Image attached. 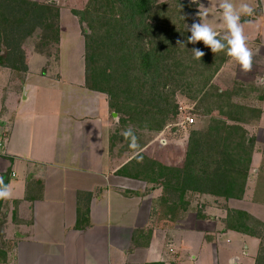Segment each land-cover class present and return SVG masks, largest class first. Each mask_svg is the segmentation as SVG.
<instances>
[{"label": "crops", "instance_id": "obj_1", "mask_svg": "<svg viewBox=\"0 0 264 264\" xmlns=\"http://www.w3.org/2000/svg\"><path fill=\"white\" fill-rule=\"evenodd\" d=\"M196 1L198 13L207 9L197 20L223 37L220 0ZM234 2L254 9L241 17L252 70L228 56L213 83L242 86L236 101L262 110L241 123L254 143L243 196L187 190L172 201L163 179L132 177L141 151L172 164L149 153L156 141L122 150L113 136L119 113L107 93L87 86L85 31L70 13L53 52L27 39L26 70L0 65V179L13 193L0 204V264H264V235L231 225L241 210L264 226V0Z\"/></svg>", "mask_w": 264, "mask_h": 264}, {"label": "trees", "instance_id": "obj_2", "mask_svg": "<svg viewBox=\"0 0 264 264\" xmlns=\"http://www.w3.org/2000/svg\"><path fill=\"white\" fill-rule=\"evenodd\" d=\"M197 6L194 0H88L83 9H73L90 29L85 32L86 82L90 89L109 95L113 110L126 115L121 121L140 128L161 131L170 114L177 113L176 92L202 108L217 110L222 120L214 118L206 130L191 132L181 166L165 165L141 151L130 174L156 175L165 188L177 190L180 196L190 190L241 198L254 148L241 123L259 120L262 110L236 101L245 91L242 86L222 90L213 83L228 58L224 52L214 54L203 42L187 43L191 34L187 22L191 17L194 21ZM59 22L60 8L54 4L0 0V65L26 70L25 40L41 27L52 30V40L59 42ZM194 48L205 55L195 59ZM3 182L7 184L8 177ZM81 220L79 216V225ZM252 220L263 225L234 210L231 225L258 233Z\"/></svg>", "mask_w": 264, "mask_h": 264}, {"label": "rangeland", "instance_id": "obj_3", "mask_svg": "<svg viewBox=\"0 0 264 264\" xmlns=\"http://www.w3.org/2000/svg\"><path fill=\"white\" fill-rule=\"evenodd\" d=\"M37 1L42 2V3L48 2L60 8V13L64 14V20H61V17H60L59 24L61 26V25L66 24L67 22L69 24H72L73 20L71 21L70 19V13H73L72 12L73 9H83L86 6V3L88 0H37ZM159 1H162V2L166 1V2L172 3L176 0H159ZM194 1L197 3L196 0ZM196 15L194 17V21H192L193 17H191L192 18L191 21L189 23L187 22V25L189 28L193 22L198 21L197 20L198 17ZM80 24H82L81 26H83L82 28L84 29L85 32H89L90 29L87 27L85 22L80 23ZM52 34H53L52 30H46L41 27H38L35 30L34 34H32L31 36L27 38L28 39L27 43L30 47H35L37 50H40V51L45 50L48 53L49 51L53 52L54 50L53 46L55 45L54 44L55 41L52 40L53 39L51 37ZM47 36H49V38H47ZM54 53L57 56V53L56 52ZM224 82H225L224 84H226L227 86L225 89L231 90L234 88H238L237 84L233 85V84H230L229 82H226V81ZM241 88L244 89L243 87ZM175 98H176L175 104L178 105L177 113L170 114L167 121L165 122L164 127L161 130V131L165 130V132H163V135L166 139H168V144L166 146H161L160 144H158L159 141L156 140L160 131L152 130L148 128H140L133 123L119 120L117 121L114 127L115 131L113 132V136H115L117 140H119V143L121 142L122 150L124 151V149H127L126 150L127 153L130 154L133 151H141L150 142L156 141L149 147L151 148V150L154 149L153 151L149 149L150 150V151L148 150L149 153H151L152 155L158 158L166 159L167 162H170L172 164L171 166H181L185 159V153L187 150L191 132L206 130L209 124H211L212 119L216 118V119L222 120L223 117L220 116V113H218V111L215 109L209 110V109H205V108L198 106L196 100L190 99L180 92H176ZM244 101L246 103H250L249 101H251V99L247 97L245 98ZM181 111L182 113H184L183 115L185 116L190 114L195 117L194 123H192L190 126H187L185 129L182 128L181 126L174 125L175 122L179 121L180 116L178 117V115H180ZM119 117L126 118V115L124 113H119ZM227 120H228L227 122L229 123L231 122V120L230 121L229 119ZM129 127L133 129L134 134L136 136V142L138 144V148L136 149L130 148L129 141H127L125 137L121 134L125 129ZM246 131H247V136H249V131L247 129ZM233 135H234V138H236L237 132H235V134ZM169 192H170L169 194L170 199L172 201H177L179 192L177 190L174 191L171 188H169ZM250 223L252 224L253 229L255 228L254 230H256L257 232L259 231L261 234L264 235L263 225L258 224L254 220H252ZM2 243L3 245H5V242H2Z\"/></svg>", "mask_w": 264, "mask_h": 264}, {"label": "clouds", "instance_id": "obj_4", "mask_svg": "<svg viewBox=\"0 0 264 264\" xmlns=\"http://www.w3.org/2000/svg\"><path fill=\"white\" fill-rule=\"evenodd\" d=\"M199 11L198 16H207V9ZM219 9L222 12L223 22L226 24L227 31L223 37H218L217 31L209 24L204 23L200 19L192 23L190 28V36L187 38V43L196 44L203 42V44L210 48L212 53L217 54L224 52L227 56L235 59L241 67V71L247 73L251 72L253 66V52L248 47L247 37L244 31V23L241 21L242 16H252L254 9L245 2L237 5L234 0H220ZM178 45L185 46L181 41H177ZM195 59H201L205 53L199 49L194 48L191 51ZM132 149L138 148L136 136L131 127L125 129L121 133ZM13 196L11 186L5 184L0 179V200H9ZM228 264H238V258H230Z\"/></svg>", "mask_w": 264, "mask_h": 264}, {"label": "built area", "instance_id": "obj_5", "mask_svg": "<svg viewBox=\"0 0 264 264\" xmlns=\"http://www.w3.org/2000/svg\"><path fill=\"white\" fill-rule=\"evenodd\" d=\"M184 113H182V111L180 112V115H178L179 117V121L175 122L174 125L175 126H181L182 128H186L187 126H190L192 123H194L195 121V117L193 115H183ZM164 131H160L159 135L157 136L156 140H158L161 144H168V139H166L163 135Z\"/></svg>", "mask_w": 264, "mask_h": 264}, {"label": "water", "instance_id": "obj_6", "mask_svg": "<svg viewBox=\"0 0 264 264\" xmlns=\"http://www.w3.org/2000/svg\"><path fill=\"white\" fill-rule=\"evenodd\" d=\"M115 115H118V114L115 112Z\"/></svg>", "mask_w": 264, "mask_h": 264}]
</instances>
